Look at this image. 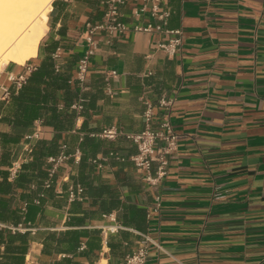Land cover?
Instances as JSON below:
<instances>
[{
	"label": "crops",
	"instance_id": "obj_1",
	"mask_svg": "<svg viewBox=\"0 0 264 264\" xmlns=\"http://www.w3.org/2000/svg\"><path fill=\"white\" fill-rule=\"evenodd\" d=\"M142 5L125 0L118 35L100 28L105 0H54L37 56L2 60L0 264H120L143 235L161 246H149L146 264H264V0H161L170 17L151 33L135 29L152 21L135 14ZM89 37L97 49L85 91L67 101L65 89L43 85L4 98L28 68L51 62L75 75ZM176 38V55L160 49ZM145 102L152 129L168 116L180 136L155 185L131 161L138 147L128 138L147 129ZM106 129L119 134L101 138ZM62 153L69 159L46 187L48 159ZM115 225L124 229L104 237Z\"/></svg>",
	"mask_w": 264,
	"mask_h": 264
},
{
	"label": "built area",
	"instance_id": "obj_2",
	"mask_svg": "<svg viewBox=\"0 0 264 264\" xmlns=\"http://www.w3.org/2000/svg\"><path fill=\"white\" fill-rule=\"evenodd\" d=\"M143 5L138 8L135 12L136 15L149 13L152 21H150L146 26H137L135 29L137 31L143 32H162L164 31V27L167 25L168 18L170 17L169 11H161L160 3L161 0H142ZM125 4V0H105L106 12L104 16V23L100 28L107 30L111 34H123L127 28L125 24L120 20L121 18V8ZM179 34V32H174ZM89 48L85 52L84 56L79 60L76 66L75 77L69 83L71 85L77 86L80 92H83L87 88L88 84V72H89V64L91 57L95 54L97 49V45L94 44L92 38H88ZM181 39L176 38L170 40L169 43L160 44V49L164 50L169 56L176 55L181 47ZM56 59L59 57L58 54L54 56ZM56 70H59V67L56 66ZM28 71H33L32 68H28ZM111 75H116V72H112ZM27 81L25 76H11L9 78V82L14 84L18 89H20ZM4 98H9V90L7 88L4 89ZM85 99L80 97L76 104L72 106L73 109L77 111H81L84 108ZM160 105L162 108H167L170 103L167 100H161ZM145 112H144V120L147 125V129L135 135L128 136L129 139L133 140V142L138 147V153L131 157V161L135 164L136 167L140 168L144 174V180L152 185H155L162 181L166 174L167 168L169 165V157L176 152L178 148V142L180 136L175 133L173 130L172 124L168 116H165L160 129L154 130L152 129V123L154 120V109L150 102H145ZM39 130L36 132L34 136H29L26 139L30 140L33 137L38 136ZM119 131L115 129H106L103 130L99 136L101 138L106 139H115ZM69 159V156L65 153H62L59 157H50L48 159V163L51 164V168L49 170V178L50 180L46 182V187H50L51 179L55 175L59 165L66 160ZM76 160H80L77 158ZM155 167L156 172L153 174L152 169ZM20 166L18 164H14L10 169L11 176L15 177L19 170ZM78 195L83 193L82 188H78ZM71 199H76L77 194L71 192ZM161 210V199L159 197L156 198L155 206L150 213V217L152 214H159ZM124 229L123 226L115 225L103 229L102 233L104 237L108 234H114L118 231ZM155 245L157 248L161 249V246L156 243L152 238L148 235H143V240L140 242L138 247L132 252V254L126 256L123 262L120 264H146L147 257L149 252V246Z\"/></svg>",
	"mask_w": 264,
	"mask_h": 264
},
{
	"label": "bare ground",
	"instance_id": "obj_3",
	"mask_svg": "<svg viewBox=\"0 0 264 264\" xmlns=\"http://www.w3.org/2000/svg\"><path fill=\"white\" fill-rule=\"evenodd\" d=\"M54 0H0V61L24 65L38 54Z\"/></svg>",
	"mask_w": 264,
	"mask_h": 264
},
{
	"label": "trees",
	"instance_id": "obj_4",
	"mask_svg": "<svg viewBox=\"0 0 264 264\" xmlns=\"http://www.w3.org/2000/svg\"><path fill=\"white\" fill-rule=\"evenodd\" d=\"M52 66V67H51ZM55 68V67H54ZM53 68V64L51 62L48 63L47 66H42L40 68L34 69L30 76L27 78L26 83L17 90L16 86L10 87L9 89V98H16V92H19V97H24L26 91L34 92V94L40 93V88L44 85L45 87L50 88H63L65 89V99L67 101L71 98V96H78V88L77 86L71 85L69 82L74 79L75 75H61L59 73H55ZM23 92V93H22ZM33 105H36L37 101H31ZM27 113L24 112L22 115L23 118H26ZM24 127H18L14 130V133L19 135L24 133Z\"/></svg>",
	"mask_w": 264,
	"mask_h": 264
},
{
	"label": "rangeland",
	"instance_id": "obj_5",
	"mask_svg": "<svg viewBox=\"0 0 264 264\" xmlns=\"http://www.w3.org/2000/svg\"><path fill=\"white\" fill-rule=\"evenodd\" d=\"M4 67H5V65H3V61H1L0 72L3 70Z\"/></svg>",
	"mask_w": 264,
	"mask_h": 264
}]
</instances>
